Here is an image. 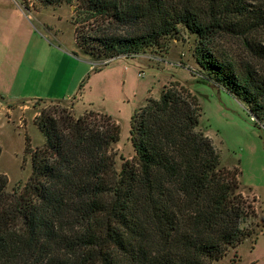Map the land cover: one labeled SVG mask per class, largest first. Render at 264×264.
I'll return each mask as SVG.
<instances>
[{
    "label": "trees",
    "instance_id": "1",
    "mask_svg": "<svg viewBox=\"0 0 264 264\" xmlns=\"http://www.w3.org/2000/svg\"><path fill=\"white\" fill-rule=\"evenodd\" d=\"M75 13V46L100 60L95 72L165 48L180 28L188 30L198 38L204 84L243 102L264 127V75L215 45L219 35L245 38L264 28V0H80ZM246 45L264 60V47ZM202 116L188 88L165 86L131 117L134 156L118 171L113 147L121 131L110 116L40 112L34 124L43 145L32 150L25 140L28 182L9 191L0 173V264H214L247 240L254 248L264 213L244 192L239 166L222 165Z\"/></svg>",
    "mask_w": 264,
    "mask_h": 264
},
{
    "label": "rangeland",
    "instance_id": "2",
    "mask_svg": "<svg viewBox=\"0 0 264 264\" xmlns=\"http://www.w3.org/2000/svg\"><path fill=\"white\" fill-rule=\"evenodd\" d=\"M79 2L71 0L70 4L46 7L36 0H28L27 10L23 0H0V36L20 42L37 39L60 47L65 52L83 55L76 48L74 40L75 8ZM259 2L262 0H248L251 5ZM248 41L264 47V28L245 38L219 35L215 45L228 59L248 62L264 75V60L252 55L246 45ZM197 47L198 38L180 28L179 33L166 42L165 48L152 47L131 58L112 60L101 72H90L76 109L72 99L61 102L24 99L0 101V173L8 177V190L22 188L31 176V155L25 153V140L29 138L32 150L42 146L44 137L33 121L40 112L53 111L58 107L70 110L76 118L91 110L110 116L121 131L120 141L113 147L116 168L120 171L124 161L134 156L130 141V122L134 112L147 98L157 99L165 86L179 83L199 98L203 111L201 128L219 151L222 165L239 166L244 192L257 197L264 213V127L255 126V119L249 116L243 102L231 97L217 84H204L205 74L196 60ZM44 57L49 59L47 64ZM84 57L95 60L92 70L100 64L96 58ZM54 61L55 66L59 64L60 75L66 62L55 51L44 54L34 52L32 48H21L8 56L0 53V67L7 81L20 80L29 67L38 70L33 72L36 77L44 70L42 77L47 79L55 70L51 65ZM6 86L8 88V84ZM37 86V94L41 96L46 86L43 81L38 82ZM9 89L10 93L17 94L14 87ZM33 92L34 89L29 88L25 92L28 95L23 97H37L31 95ZM260 224L264 226V217ZM252 244L251 240L245 241L237 250L214 264H264V231L254 248Z\"/></svg>",
    "mask_w": 264,
    "mask_h": 264
},
{
    "label": "crops",
    "instance_id": "3",
    "mask_svg": "<svg viewBox=\"0 0 264 264\" xmlns=\"http://www.w3.org/2000/svg\"><path fill=\"white\" fill-rule=\"evenodd\" d=\"M21 48H25V49L32 48L34 52L40 51L41 53L44 54L46 53L51 54L52 51H55L61 56L62 61L65 60L66 66L59 75V64L55 66V61H56L55 60L51 64L53 69L55 70L51 71L50 73L51 75L47 77V79H45V77H42V75L44 74L43 72L44 70L42 71V74L40 72L38 73V77H36V75H33V72L34 71L38 72V70H34V67H29L27 68V70L23 72L22 78L15 82L13 80L7 81L6 79H4L5 77L2 74L3 68L0 67V101L11 102V101L24 99L28 101L48 100V101L61 102L72 99L75 104L74 109H76L78 103L81 102L84 88L88 83L87 78L88 77L90 78V72L94 71V69L96 68L95 67L92 70L93 67L92 61L86 59L81 54L76 55L68 51H66L67 52L66 53L64 50L60 49V47L56 48L46 43L45 41L34 39L28 42L26 41L20 42V41H15L12 38L4 39L3 37L0 36V53H3L8 56L14 53L16 49H21ZM43 60L45 64H47L49 61V59L47 60L46 57H44ZM35 81H37L36 86H35ZM41 81H43V84H45L46 89L45 92L42 93L41 96H39V94H37L38 93L37 91L39 90L38 86H40V83L38 86L37 84L38 82ZM6 84H8V88ZM9 87H14V90L17 92V94L10 93L11 90L9 89ZM29 88L32 90L34 89V92L31 95H38V96L33 98L23 97L24 95H28L25 94V92ZM232 166H227V167H232Z\"/></svg>",
    "mask_w": 264,
    "mask_h": 264
}]
</instances>
